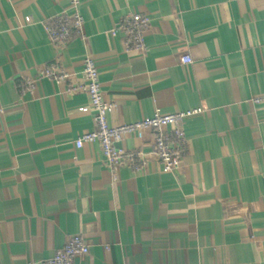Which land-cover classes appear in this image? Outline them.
<instances>
[{"label": "crops", "instance_id": "crops-1", "mask_svg": "<svg viewBox=\"0 0 264 264\" xmlns=\"http://www.w3.org/2000/svg\"><path fill=\"white\" fill-rule=\"evenodd\" d=\"M68 9L0 0V264H41L75 235L90 250L77 264H264V0H81V33L59 48L48 29ZM130 13L150 19L144 52L111 34ZM86 57L112 126L204 110L179 170L163 172L148 131L118 145L143 152L138 173L76 148L96 130L69 92ZM51 64L69 82L38 78Z\"/></svg>", "mask_w": 264, "mask_h": 264}, {"label": "built area", "instance_id": "built-area-1", "mask_svg": "<svg viewBox=\"0 0 264 264\" xmlns=\"http://www.w3.org/2000/svg\"><path fill=\"white\" fill-rule=\"evenodd\" d=\"M69 9L62 12L52 21L48 29L49 39L59 48L67 46L71 40L79 35L83 26V18L79 13L81 0H68ZM150 27V19L140 14L130 13L123 17L117 27L111 32L112 36L120 35L124 39L127 50L146 51L145 35ZM182 64L190 65L189 57L181 58ZM83 85H69V92L86 94L89 104L94 112L96 130L80 137L76 148L85 144L98 143L106 165L113 169L129 168L134 172H141L146 166L143 152L137 149L125 150L119 148L126 137L141 134L145 131L151 133L152 150L162 165L164 173H173L180 169L187 155L188 145L183 125L192 117L203 114L202 108L186 110L170 115H161L155 112L143 121L122 126L110 125L109 119L115 110V105L104 97L99 82V73L95 61L86 57L82 67ZM38 78H48L59 84L69 82V75L59 64L45 67ZM30 90L34 82L28 81ZM256 106L264 105V96L252 99ZM89 246L80 235L71 236L66 244L56 254L41 264H77V259L89 254Z\"/></svg>", "mask_w": 264, "mask_h": 264}]
</instances>
